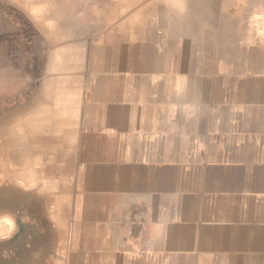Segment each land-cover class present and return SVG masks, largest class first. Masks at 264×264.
<instances>
[{
	"label": "crops",
	"instance_id": "obj_1",
	"mask_svg": "<svg viewBox=\"0 0 264 264\" xmlns=\"http://www.w3.org/2000/svg\"><path fill=\"white\" fill-rule=\"evenodd\" d=\"M37 9L53 57L8 149L45 200L24 264H264V0Z\"/></svg>",
	"mask_w": 264,
	"mask_h": 264
},
{
	"label": "rangeland",
	"instance_id": "obj_2",
	"mask_svg": "<svg viewBox=\"0 0 264 264\" xmlns=\"http://www.w3.org/2000/svg\"><path fill=\"white\" fill-rule=\"evenodd\" d=\"M56 0H0V216L17 215L19 231L9 239H0V264H24L33 248V236H45L47 220L43 216L45 200L22 191L8 171V154L16 147L17 126L23 122L40 91V77L49 70L53 52L39 37L37 7H53ZM27 102L24 106V102ZM42 206V207H41ZM23 231L20 232V226ZM39 239V240H40Z\"/></svg>",
	"mask_w": 264,
	"mask_h": 264
},
{
	"label": "trees",
	"instance_id": "obj_3",
	"mask_svg": "<svg viewBox=\"0 0 264 264\" xmlns=\"http://www.w3.org/2000/svg\"><path fill=\"white\" fill-rule=\"evenodd\" d=\"M20 229H21V230H20V232H22V231H23V229H24V228H23V226H22V224H21V226H20Z\"/></svg>",
	"mask_w": 264,
	"mask_h": 264
}]
</instances>
